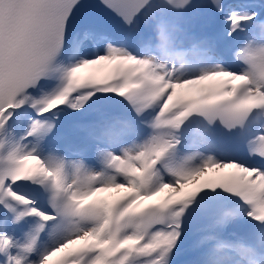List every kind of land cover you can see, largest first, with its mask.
<instances>
[{"label": "snow or ice", "instance_id": "obj_1", "mask_svg": "<svg viewBox=\"0 0 264 264\" xmlns=\"http://www.w3.org/2000/svg\"><path fill=\"white\" fill-rule=\"evenodd\" d=\"M57 254L264 264V0H0V264Z\"/></svg>", "mask_w": 264, "mask_h": 264}, {"label": "bare ground", "instance_id": "obj_2", "mask_svg": "<svg viewBox=\"0 0 264 264\" xmlns=\"http://www.w3.org/2000/svg\"><path fill=\"white\" fill-rule=\"evenodd\" d=\"M116 63H117L116 61H112L108 66L105 67V69H101L98 71L99 72L98 74L101 77V79H105V78L110 76L112 69L114 68ZM92 68H94V67L93 66H87V67L81 69L77 73V77L82 81L83 80H89L88 71H89V69H92ZM219 79H222V78H214V79L210 80V88L215 87L217 80H219ZM233 82H235V81H233ZM195 86H198V85H195ZM181 91H182V89L177 90L178 95ZM194 131H195V126L193 127V132ZM233 172H234L233 168L219 169V174H217L215 181H218L224 177H227L228 175H230ZM213 175H214V173H213ZM205 183H207L205 181V179L202 176H199V177L195 178V180L191 181V185L188 187V191H190V190L193 191ZM185 193L186 192H184L182 195H184ZM96 198H98V196H96Z\"/></svg>", "mask_w": 264, "mask_h": 264}, {"label": "rangeland", "instance_id": "obj_3", "mask_svg": "<svg viewBox=\"0 0 264 264\" xmlns=\"http://www.w3.org/2000/svg\"><path fill=\"white\" fill-rule=\"evenodd\" d=\"M112 62V61H111ZM111 62H102L101 64H98V65H89V66H93L99 70L101 69H105L106 66H108ZM200 86L198 85L197 86V89L199 90ZM195 132V131H194ZM193 132V133H194ZM190 142H191V138H190ZM235 171V169H234ZM214 173V175H213ZM217 174H219V169H210L208 170L204 175H202V177L205 179L206 182H211V181H215V178L217 176ZM186 185L190 186L191 185V181L187 182ZM120 191H123V190H110V191H106L104 193H101L97 199H106V200H109V201H112L115 196L120 192ZM192 191V190H190ZM190 191H186V193L190 192ZM194 191V190H193ZM185 193V194H186ZM164 193H162L161 195H163ZM78 245H72L71 247H77ZM60 255L61 254H57V256L53 257L51 260H50V264H55V261L58 260L60 258Z\"/></svg>", "mask_w": 264, "mask_h": 264}]
</instances>
